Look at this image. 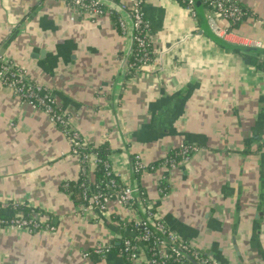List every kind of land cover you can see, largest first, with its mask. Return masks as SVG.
<instances>
[{
  "label": "crops",
  "instance_id": "1",
  "mask_svg": "<svg viewBox=\"0 0 264 264\" xmlns=\"http://www.w3.org/2000/svg\"><path fill=\"white\" fill-rule=\"evenodd\" d=\"M235 1L248 15L218 39L179 0H143L153 62L133 68L130 0H106L99 16L64 0H0V56L47 88L167 227L220 264H264V54L247 49L264 47V0ZM203 7L210 27L228 24ZM182 144L197 147L189 162L134 171L136 155L159 163ZM82 167L63 129L0 82V216L38 212L56 227H0V264H126L116 248L135 236L143 204L75 202L64 184ZM139 244L131 264H150Z\"/></svg>",
  "mask_w": 264,
  "mask_h": 264
},
{
  "label": "built area",
  "instance_id": "2",
  "mask_svg": "<svg viewBox=\"0 0 264 264\" xmlns=\"http://www.w3.org/2000/svg\"><path fill=\"white\" fill-rule=\"evenodd\" d=\"M74 8L95 16L103 15L107 12L105 9V0H64ZM180 1V0H179ZM187 4V7L191 10L193 15L196 14L195 1L196 0H181ZM209 9L211 10V19L214 20L218 17L225 21H230L232 24L243 19L244 14L247 13L245 8L235 0H207ZM126 6V5H125ZM123 6L124 8H126ZM132 22H133V40H134V58L132 61L133 68H143L149 66L153 62L152 57V44L150 38L151 23L146 18L143 11V0H131V6L128 7ZM120 25L125 28V21L123 18L119 19ZM230 23V24H231ZM229 25V24H228ZM211 28L216 35L224 37L227 34L233 32L229 30L227 26H222L217 21L211 24ZM0 82L10 87L13 92L19 96L22 100L29 103L34 108H38L46 112L51 121L61 127L64 133L68 136L69 140L73 144V151L80 156L81 163L83 165L82 171L85 170V162L92 157L95 159V164H103L106 176L113 174L110 161L107 159L99 158L95 153H80L79 150L85 144L81 141L79 132H77L71 125V117L64 113L59 107L55 97L47 90V88L41 84H34L27 79V71L14 64V62L4 59L0 56ZM197 149L192 144H182L177 148V158L171 157L168 154L164 157L163 163L160 165L166 166L169 169L177 168L182 163L190 161L193 152ZM134 171L140 174L148 169H155V166L151 164H145L142 157L138 154L134 160ZM164 176L163 179H166ZM113 190L112 194L106 192L94 193L92 202L86 207H97L101 210H105L108 207L109 200L115 196L118 203L122 205L134 204L136 201L140 204H145L147 207L144 209L146 214L145 218H141L136 221L135 225L142 228L141 234H136L134 237L126 236L123 239V246L120 253L129 255L131 261H134L139 256L140 242L150 243V248L153 251L150 258V264H169L167 260L174 254L177 260L195 259L200 260L201 264H220L214 261L210 257L201 256L202 253L193 246L189 241L181 238L175 231L171 230L165 225V223L158 218L151 211V205L148 196L144 190L139 186L123 185L118 186L114 178H110L107 182ZM116 187H120L118 190ZM167 187H161L160 191L166 193ZM85 194L87 192L85 191ZM17 206V204H16ZM153 206V205H152ZM151 225L155 229L151 228ZM0 226L9 227L11 229H22L28 232H36L40 229L47 228L49 230H55L54 225L48 222H42L31 216H25L24 214H15L11 217H0ZM170 242L172 246L168 245ZM152 242V247H151ZM97 253L105 254L110 251L109 247L97 246L95 248ZM182 251L188 253V256L184 255Z\"/></svg>",
  "mask_w": 264,
  "mask_h": 264
},
{
  "label": "trees",
  "instance_id": "3",
  "mask_svg": "<svg viewBox=\"0 0 264 264\" xmlns=\"http://www.w3.org/2000/svg\"><path fill=\"white\" fill-rule=\"evenodd\" d=\"M106 1V0H105ZM185 6H187V4L184 1H181ZM207 8H209L208 5V1L204 0L203 3ZM195 10H196V14L198 13L197 10V6H196V2H195ZM246 10V9H245ZM247 11V10H246ZM248 12L246 14H244L243 19L241 21H238L236 23H231L230 21L227 23L226 26L229 30L235 31L236 29H238V27L240 26L241 22H243V20L247 17ZM231 23V24H230ZM134 55L132 57V61H133ZM177 149L171 150L168 155L171 157H176L177 153H176ZM80 153H95L99 156V158H103V159H107V155H106V150H104L103 147L101 148H97V147H93V146H89V145H84L80 148L79 150ZM179 156H177L178 158ZM164 160V159H163ZM163 160H161V162L159 163H154L151 164V166H155L157 167L158 165L163 163ZM109 161V160H108ZM95 159L91 158L90 160L85 162V170L82 171L78 177V179L71 181V182H67L65 183V187L67 189L68 192H70V194L73 196L75 202L82 204L83 206H87L89 205V203L92 202V197L94 195V193L97 192H106L108 194H112L113 190L110 186H108L107 182L110 180V178H114L118 184V186H123L124 184H122L118 178V176H116L114 173L111 176H106V173L104 171V167L103 164L101 163H97L95 164ZM90 163H93L95 165L94 167V177L91 178L89 173H88V165ZM87 167V168H86ZM161 187H167L168 183L166 182V179H163L161 181ZM120 187H116V189L118 190ZM85 191L87 192V194H85ZM166 191H168V189L166 188ZM144 209H146V205H143ZM23 211V210H21ZM151 211L153 212V214L156 215V210L154 208V206L151 205ZM24 212V211H23ZM25 216H30V213L27 214L26 212H24ZM0 217H6L8 218L9 216H0ZM132 228L135 230L136 234H141L142 233V228L140 226H136L135 223L134 225H132ZM151 228L155 229L154 226L151 225ZM168 245L172 246V244H170V242H167ZM144 244L147 246V250L150 254L153 253V251L150 248V243L148 242H144ZM152 242H151V247H152ZM123 246V241L121 243L120 246H118L116 249L121 251ZM203 257H206V255L204 253H202ZM124 257L126 258V264H131L132 261L129 258V255H124ZM193 260V261H192ZM167 262L169 264H201L200 260L195 259L194 257H191V259H183V260H177L176 256L173 254L168 260Z\"/></svg>",
  "mask_w": 264,
  "mask_h": 264
},
{
  "label": "water",
  "instance_id": "4",
  "mask_svg": "<svg viewBox=\"0 0 264 264\" xmlns=\"http://www.w3.org/2000/svg\"><path fill=\"white\" fill-rule=\"evenodd\" d=\"M195 2H196V6H197V10H198V12H199V13L203 16V18H204V22H205L204 28L210 29V30L213 32L212 36H213L214 38L222 39L221 37H219L218 35H216V34L214 33V31L212 30V28L210 27V25H209V21H208V18L205 17V10H204V7H203V2H202V0H196ZM230 46L234 47L233 45H230ZM247 49H249V50L252 49V50H255V51H257V52H260V53L264 54V47H250V48H247ZM182 253H183L184 255L188 256V253H187V252L182 251ZM192 261H193V260H192Z\"/></svg>",
  "mask_w": 264,
  "mask_h": 264
},
{
  "label": "rangeland",
  "instance_id": "5",
  "mask_svg": "<svg viewBox=\"0 0 264 264\" xmlns=\"http://www.w3.org/2000/svg\"><path fill=\"white\" fill-rule=\"evenodd\" d=\"M125 5H127V6H131V0H130L129 3H126ZM30 216H31V217H34L35 219L40 220V221H42V222H46L45 219L43 218V216H41L40 213H38V212H32V213H30ZM0 227H1V228H9V227H2V226H0ZM10 229H11V228H10ZM41 230H43V229H40L39 231H41ZM26 231H27V230H26Z\"/></svg>",
  "mask_w": 264,
  "mask_h": 264
}]
</instances>
